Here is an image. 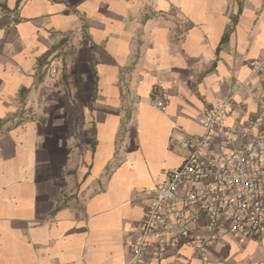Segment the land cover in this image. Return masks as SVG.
<instances>
[{
	"label": "crops",
	"instance_id": "1",
	"mask_svg": "<svg viewBox=\"0 0 264 264\" xmlns=\"http://www.w3.org/2000/svg\"><path fill=\"white\" fill-rule=\"evenodd\" d=\"M263 51L264 0H0V264H128L205 112L264 110ZM173 248L166 264H264V230L206 262Z\"/></svg>",
	"mask_w": 264,
	"mask_h": 264
},
{
	"label": "built area",
	"instance_id": "2",
	"mask_svg": "<svg viewBox=\"0 0 264 264\" xmlns=\"http://www.w3.org/2000/svg\"><path fill=\"white\" fill-rule=\"evenodd\" d=\"M251 69L264 79V51ZM55 72L51 68L50 76ZM150 104L159 109L163 100L156 95ZM232 106L230 98L215 104L204 114L200 135L182 141L187 154L153 188L128 264H166L178 246L206 262L210 245L224 235L256 239L262 234L264 110L228 125Z\"/></svg>",
	"mask_w": 264,
	"mask_h": 264
},
{
	"label": "rangeland",
	"instance_id": "3",
	"mask_svg": "<svg viewBox=\"0 0 264 264\" xmlns=\"http://www.w3.org/2000/svg\"><path fill=\"white\" fill-rule=\"evenodd\" d=\"M17 120V119H16ZM21 119H18L15 123L17 124V122L18 121H20ZM22 121V120H21ZM11 127H13V126H10V128ZM0 133H4V131L2 130V131H0ZM66 198H67V195L65 194L64 195V192L62 193H60V198H59V200H60V202L62 201V202H64V201H66Z\"/></svg>",
	"mask_w": 264,
	"mask_h": 264
}]
</instances>
